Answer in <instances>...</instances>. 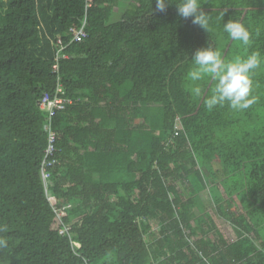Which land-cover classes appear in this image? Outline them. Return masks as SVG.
Returning <instances> with one entry per match:
<instances>
[{"label": "trees", "instance_id": "trees-1", "mask_svg": "<svg viewBox=\"0 0 264 264\" xmlns=\"http://www.w3.org/2000/svg\"><path fill=\"white\" fill-rule=\"evenodd\" d=\"M200 4L207 32L175 2L0 0V264H264V0ZM84 15L86 37L69 43ZM228 20L250 46L223 31ZM57 39L67 58L54 73ZM208 44L226 60L234 45L260 53L250 108L206 109V79L190 94L189 60ZM56 76L72 102L52 120L47 195L37 102Z\"/></svg>", "mask_w": 264, "mask_h": 264}, {"label": "clouds", "instance_id": "clouds-1", "mask_svg": "<svg viewBox=\"0 0 264 264\" xmlns=\"http://www.w3.org/2000/svg\"><path fill=\"white\" fill-rule=\"evenodd\" d=\"M175 2L177 14L184 19H191L193 25L199 26L206 32L210 30L211 17L205 12L200 0H155L156 10L163 12L169 3ZM223 31L233 41L250 46L251 33L239 20H228L223 25ZM191 66L186 73L190 81L189 92L195 98H201L205 89L201 84L206 78L211 83L210 94L204 98L206 109L227 106L233 110L242 111L257 102L252 95V73L261 65L259 52H252L246 57H236L226 60L221 52L209 44L195 50L192 54ZM7 231L0 227V232ZM7 247V240L0 237V248Z\"/></svg>", "mask_w": 264, "mask_h": 264}, {"label": "built area", "instance_id": "built-area-1", "mask_svg": "<svg viewBox=\"0 0 264 264\" xmlns=\"http://www.w3.org/2000/svg\"><path fill=\"white\" fill-rule=\"evenodd\" d=\"M88 0H86L87 2ZM90 4H86V7ZM85 15L82 19V22L79 26H73L69 28V32L71 34L70 42H79L86 37V32L84 30L85 25ZM56 61L52 64V72L56 73L58 68V60L67 58L65 53H62V50L66 45L62 44L61 39H57L56 41ZM72 100L64 96V88L62 84L59 82V77L55 78V85L52 93L44 92L40 99L37 102V105L41 111H44L45 122L43 125V130L47 132V144L43 152V156L41 159L40 165V175L45 188V192L48 194L47 185L49 183L50 171L49 169L54 167L57 162L53 157L55 152V141H56V132L52 129V120L53 117L57 114V112L63 110L65 106L71 103Z\"/></svg>", "mask_w": 264, "mask_h": 264}, {"label": "rangeland", "instance_id": "rangeland-1", "mask_svg": "<svg viewBox=\"0 0 264 264\" xmlns=\"http://www.w3.org/2000/svg\"><path fill=\"white\" fill-rule=\"evenodd\" d=\"M222 43L224 44V42H222V40L219 41L218 43V47L221 48L222 47ZM231 51L232 52H238V53H235L233 58H236V57H242L243 55V52H242V46L241 45H237V46H232L231 47ZM221 55L227 59V57H229L230 54H227L223 51L221 53ZM231 59V60H232ZM257 73H264V69H261L259 68L257 70ZM207 80V83L209 85H211V83L209 82V80L206 78ZM257 85H254L253 84V90L256 89ZM262 92V91H260ZM252 95H254V93L252 92ZM201 199H202V202H203V206H204V209L211 215L212 219L214 220V223L216 225V227L218 228V230L221 232V234L223 235V237L229 241H232L234 240L235 236H234V232L232 230V227L230 225V223L228 221H226L225 219L219 217L216 212H215V209L213 207V204L211 202V199L210 197H208V195L206 193H203L201 194ZM238 211H240V208L237 207Z\"/></svg>", "mask_w": 264, "mask_h": 264}]
</instances>
